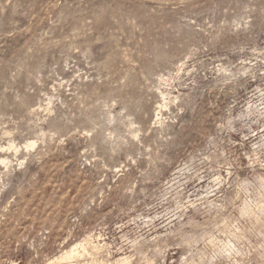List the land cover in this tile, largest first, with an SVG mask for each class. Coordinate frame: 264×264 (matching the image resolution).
<instances>
[{
	"label": "rangeland",
	"instance_id": "rangeland-1",
	"mask_svg": "<svg viewBox=\"0 0 264 264\" xmlns=\"http://www.w3.org/2000/svg\"><path fill=\"white\" fill-rule=\"evenodd\" d=\"M3 159L0 264H264V0H0Z\"/></svg>",
	"mask_w": 264,
	"mask_h": 264
},
{
	"label": "bare ground",
	"instance_id": "bare-ground-1",
	"mask_svg": "<svg viewBox=\"0 0 264 264\" xmlns=\"http://www.w3.org/2000/svg\"><path fill=\"white\" fill-rule=\"evenodd\" d=\"M35 145V143L33 142V143H29V144H27L26 145V148H32L33 146ZM5 161H7V160H1V164H4L5 163ZM82 247V246H81ZM79 248H80V246H79ZM94 249V248H93ZM78 246H75V247H73L72 249H70L68 252H65L61 257H59L58 259H56V260H59V261H71V260H73L74 258H76L77 257V255H78ZM84 251V250H83ZM116 263L117 264H127V263H129V261H128V259L127 258H122V259H120V260H118V261H116ZM77 264V263H76Z\"/></svg>",
	"mask_w": 264,
	"mask_h": 264
}]
</instances>
